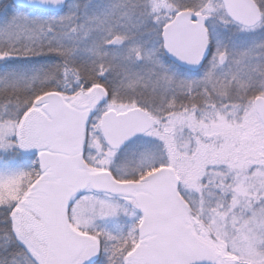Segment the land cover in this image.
I'll return each instance as SVG.
<instances>
[{"label":"snow or ice","instance_id":"1","mask_svg":"<svg viewBox=\"0 0 264 264\" xmlns=\"http://www.w3.org/2000/svg\"><path fill=\"white\" fill-rule=\"evenodd\" d=\"M0 264H264V0H0Z\"/></svg>","mask_w":264,"mask_h":264}]
</instances>
